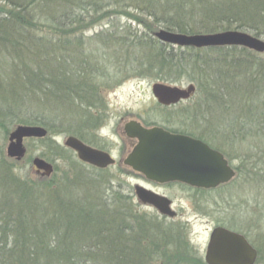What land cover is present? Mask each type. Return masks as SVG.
<instances>
[{
  "label": "trees",
  "instance_id": "1",
  "mask_svg": "<svg viewBox=\"0 0 264 264\" xmlns=\"http://www.w3.org/2000/svg\"><path fill=\"white\" fill-rule=\"evenodd\" d=\"M58 1L61 7L67 2L66 10L60 9V18L66 16L65 20L74 24L86 21L87 11L103 4L101 0H0V130L6 131L4 142L14 128L27 124L45 126L48 137L61 133L94 144L92 134L107 116L102 88H113L121 78H128L134 72L138 74L144 70L150 75L147 72L152 69L159 72L155 78L173 83L188 78L200 86L210 76L212 79L205 80L204 89L213 92L212 95L231 98L229 95L236 93L248 98L246 111L253 112L252 117L259 119L261 132L258 134L262 133L264 144V96L260 97L261 90L264 93V80L255 71L263 67L257 61L258 53L245 60L240 55L238 58L227 54L211 57L212 49L228 47L183 49L151 34H145L146 40L140 35L119 33L110 36L111 44L117 47L111 54L116 70L111 71L109 60H102L91 50L96 49L93 46L100 37H91L86 42L85 33H81L76 43L69 36L72 33H34L55 29L48 24L58 21L53 16L59 8ZM226 1L217 0L207 8L202 7L212 16L206 22L214 23L212 19L214 24L220 22L218 29L216 25L209 28L207 24L204 28L190 27L188 22L174 19L173 14L166 17L170 19L164 21V26L183 33L233 29L264 35V1L261 4L258 0ZM131 6L142 9L161 24L155 18L157 8L150 0L147 3L132 0ZM39 7L41 12L36 14L35 9ZM182 8V15L192 18L187 8ZM127 36L131 48H125L124 43L129 42L124 39ZM250 65L254 74H244L243 70ZM231 119L235 124L242 121L240 115L233 114ZM244 133L243 129L231 131L226 143L236 147L243 142L239 135L253 137L252 132ZM199 138L224 152L232 162L231 155L215 141L216 138L204 134ZM62 152L70 163H82L75 151V155H68L63 147ZM261 158L257 157V161H262ZM9 160L3 145L2 149L0 147V264H147L149 257L154 255L156 246L151 240L152 233L146 234L140 218L136 219L135 226L131 222L135 213L131 197L121 188L105 186L102 174L107 169L95 167L98 174L92 175L93 183L102 185L95 191H87L93 196L87 195L86 187L79 195L69 190L61 195L46 191L52 189L49 187L54 179L47 180L49 183L45 186L33 178L21 179L10 168ZM236 169L238 175L242 173L241 167ZM81 178L91 183L89 175ZM61 189L63 187L59 186V191Z\"/></svg>",
  "mask_w": 264,
  "mask_h": 264
},
{
  "label": "rangeland",
  "instance_id": "2",
  "mask_svg": "<svg viewBox=\"0 0 264 264\" xmlns=\"http://www.w3.org/2000/svg\"><path fill=\"white\" fill-rule=\"evenodd\" d=\"M137 1H141L142 3L145 1V3H147L149 0ZM150 1L153 2L157 8L158 14L155 18L161 22L160 25L159 23H156L154 18L150 17L142 9H137L135 6H131L132 0H125L124 3H121V0H112L114 3L109 0H101L100 2L103 4L99 8L93 6V8L97 10L91 9L90 11H87L88 13L86 15V21L74 24L69 20H65L66 16L60 18V9L65 11L67 2L64 1L61 7V3L58 1L59 3L56 6L59 8L58 10H55L56 12L53 15L58 19V21L56 23L52 21L50 24H48V27H53L55 29L40 30L34 33H72V35L69 36L76 43L79 42L78 35H81V33H85L86 42L89 41V38L91 37L95 36L97 39L100 37L97 40V44L93 46L96 49L91 50L94 51L93 53H96L99 58L101 57L102 60H109V68L112 69L111 71H115V59L111 54L113 52L112 49L116 50L117 47L116 45L113 47L111 44V42H113L110 38L112 34L119 35V33H131L135 34L136 36L140 35L146 40V35L150 36L151 34L157 38V32L161 31L162 29H166L164 26V21L170 19L166 18L169 17V14H173L172 17L174 19L188 22L187 25L190 27L198 26L204 28L207 24L209 28L216 25L215 28L218 29L217 25L220 22L214 24L215 21L213 19L211 22L214 23H209L208 21L206 22V20H209V18L212 16L207 15L206 11L202 10V7L207 8L213 5L217 0H193V2L192 0ZM221 1L227 2L226 0ZM263 1L264 0H258V3L261 4ZM258 5L259 4H257V6ZM182 6L184 9L187 8L188 14L190 16L192 14V18L182 15ZM41 7H43V5ZM41 7L35 9L36 14L37 12H41ZM48 9L50 10V8ZM183 14L185 15V13ZM174 19L173 21L175 23ZM43 21L46 22V19ZM59 26L61 29H57ZM128 26H131L130 29ZM108 27L110 28L107 29ZM166 30L183 33L170 29ZM246 32L255 35V33L249 30H246ZM202 33H214V31H206ZM102 34L105 35L104 38ZM128 37L129 36L124 39L129 41ZM259 37L264 39V35ZM54 38L58 39V36H55ZM124 45L126 46L125 48H131L132 46L130 41L128 43H124ZM172 45L183 47V49L192 47L178 44ZM211 47H228V49L225 50H219L217 48L212 49L209 53L211 57H218L220 55L225 56L224 54H227L228 56L232 55L236 56L237 58L241 56L242 59L245 60L247 58H253L258 53L259 59L257 58V61H260V65L263 67H259L260 69L258 70L255 68L254 69L260 75L259 77L264 80V52H260L244 45L210 46L201 48ZM257 66H259V64H257ZM244 70L243 73L246 75L254 74L251 65ZM143 72L145 73L144 70ZM143 72L138 74L134 72L132 76L125 79L121 78V80H119V77L118 80L120 82L115 84V87L102 88L101 94L106 102L104 107L107 116L102 121L103 123L101 124L100 128L97 129L94 134H92V138H94V144H96L98 139V141H100L106 147L112 145V148L116 149V155H118V159H120L122 151L121 148L125 147V144L123 143L119 134V127L122 125V122L134 119L144 122L146 125H158L165 128L184 127L189 131L194 132L198 136L204 134L206 136L216 138L215 141L226 148L228 153L231 155L232 165L234 167L239 166L242 169V173L237 175V177L230 184L222 186L219 189L213 191L190 192L181 188H173L172 190L161 189L162 192L165 191L171 198L175 200V207L173 206V208L179 211L183 210L189 217V220L193 223L191 226V233L194 234L193 238L195 241L190 238L192 237V234H190L189 227H187V229L184 228L183 225L179 224L180 222H171L172 228L174 227V224L172 223H175L176 227L178 228L179 224V229H181L182 240L176 237V241L174 242L171 239L169 240V238H167V240L163 239L162 230L153 228V236L151 240L152 243L155 242L154 244L156 249L154 250V255L149 257L147 264H198L196 260L198 256L197 251L198 249L202 250V252L206 250L209 241V233L213 227V225L206 219L194 220L196 212L199 211L203 212L205 216H208L209 211H216L218 213L215 212L214 215H222L223 217L227 216L231 218V223L239 225V227L243 229L242 232L246 233L249 236L251 242L260 250V258L258 259L257 264H264V144L262 143L263 138H261L262 133L258 134V132H261L259 131L258 126L259 119L252 117L253 115H251V113L253 114V112L250 113V111H246L245 105L249 104V100H247L248 98H243L239 95L237 96L236 93H232V95H229L230 93H228L231 98L228 96L224 97V95L219 97L212 95L213 92L204 89L205 80L212 79L210 76L204 79V82H201L199 86L198 82L192 81L188 78H184L180 82L173 83L155 78L154 76L159 74V72L156 70L151 69L148 71L147 73H150V75H146V73L144 75ZM159 82L178 85L181 87H187L189 84L194 83L196 85V91L190 98L183 99L184 101L180 104L164 108V106H162V104L157 100L153 92L154 84ZM209 82L207 84H209ZM263 96L264 93L261 90L260 97ZM251 102L253 103V101ZM259 110H262V108H259ZM233 114L237 115L238 117L240 115V119L242 121L237 124L231 123ZM217 118L218 121L216 120ZM215 121L217 122L215 123ZM233 127L236 130L243 129V131L245 133L248 132V134L252 132L253 137L239 135L240 140L243 142H239L236 147L229 145L226 142L230 137L229 133L235 130L232 129ZM219 132H221V134H217ZM5 134L6 131L3 129L0 130V147L2 149L4 145L5 156L10 159V168H12L14 173L18 174L21 179L24 178L30 180L33 178V181L38 180L37 183H40L43 186L49 183L47 180L54 179L51 184L52 187H49L52 189L46 191L51 190L50 192L54 191L55 194L56 192H60L61 195L65 190H69L74 195H79L82 193L83 187H86L87 192L95 191L99 189L98 186L102 185V183H93L95 181L92 177L97 176L98 174V172H96L97 170L95 169L96 166L93 167L91 164L85 162H82L80 165L70 163L67 159V156L63 154V147L66 148L68 155L69 153L74 154L72 148H69L65 145V140L68 137L67 135L60 133L50 137H48V135L44 138H27L25 139L27 153L22 159H18L8 155L7 150L10 142V136L6 142H4ZM261 143L262 148L258 147L257 149V145L260 146ZM37 157L44 158L53 164V172L50 174L37 172L34 165V160ZM257 157H262V161H257ZM259 167H261V169H259ZM99 169H107V171L102 174V176H104V184L106 187L113 185L115 189L121 188L120 190L124 194L130 195L132 191L130 186L134 185L137 180L135 176L132 175L126 168L119 165H113L109 168L107 167ZM82 175H89L92 179L90 181L91 183L84 181V179L81 178ZM56 180L57 182L55 183ZM59 186L63 187L61 191H59ZM87 193L86 194L90 196L94 195L90 194L89 192ZM131 202L136 206L138 201L136 198H134V201L132 200ZM141 207L139 205L135 207V214L143 213L146 215L147 212V216H150V219L152 220L155 215L154 210L147 206ZM216 208H218V210ZM201 220H203V223ZM174 229L177 233L178 230L176 228ZM182 232L184 233L185 237L182 235ZM185 233H187V237Z\"/></svg>",
  "mask_w": 264,
  "mask_h": 264
},
{
  "label": "water",
  "instance_id": "3",
  "mask_svg": "<svg viewBox=\"0 0 264 264\" xmlns=\"http://www.w3.org/2000/svg\"><path fill=\"white\" fill-rule=\"evenodd\" d=\"M157 37L168 43L192 47L244 45L264 52V39L243 30H226L214 33L185 34L162 29ZM196 91L194 83L187 87L168 83H155L153 92L158 101L165 105L176 104L190 98ZM126 132L139 139L133 153L125 160L148 178L159 182L182 181L199 188H216L231 182L237 170L220 150L207 142L184 134L172 133L161 126L147 127L141 121L131 120L125 125ZM48 129L42 125H18L10 135L8 155L22 159L27 153L25 139L48 136ZM65 145L74 149L81 160L99 168L117 163L109 152L85 143L71 135ZM37 172L50 174L53 164L37 157L34 160ZM139 198L153 204L164 214L174 216L172 201L154 191L137 186ZM208 264H256L259 252L248 238L225 227H218L208 245Z\"/></svg>",
  "mask_w": 264,
  "mask_h": 264
},
{
  "label": "flooded vegetation",
  "instance_id": "4",
  "mask_svg": "<svg viewBox=\"0 0 264 264\" xmlns=\"http://www.w3.org/2000/svg\"><path fill=\"white\" fill-rule=\"evenodd\" d=\"M183 101L184 100H181L178 103L172 104V105H163L162 104V106H164V108L172 107V106H176V105L180 104ZM128 121L129 120L122 122V125L119 127L120 128L119 134L121 136L123 143L125 144V147L121 148L122 151H121V158L120 159H118V157H117L118 155H116V149H113L112 145H110L109 147H106L100 141H98V139L96 141V144H91V145L96 147V148H99V149H102V150H105V151L111 153L113 156H115L117 158V164L116 165H119V166L126 168L132 175L135 176L137 182L134 185L130 186L132 191H131L129 196L131 197V200H133V201H134V198L137 199L138 202L136 203V206L137 205H139L140 207L141 206L142 207L147 206V207H150L154 210L155 215H154V218L152 220L150 219V216H147V212H146V215L143 213L142 214L141 213H139V214L133 213L131 216L132 224L135 226L136 225V219L140 218L143 221V223L147 229L146 234L152 233L153 228L154 229H161L163 232L162 233L163 239L167 240V238H169V240L171 239L174 242V241H176L175 238L177 237V238H180V240H182L181 229H179V227H180L179 224L183 225V227L186 229H187V227H189L190 234H192L191 233V226L193 223L189 220V217L185 214V212L183 210L179 211V210H176L173 208V206L175 207V205H174L175 200L173 198H171L169 196V194L166 193L165 191L162 192L161 189L172 190L173 188H181L184 190H188L190 192H192V191L206 192V191H213V190L219 189L220 187L225 186V185L218 186L217 188L207 189V188H198L196 186H193L189 183L182 182V181L159 182V181L152 180V179L148 178L143 172L138 171L137 169L134 168V166L132 164H127L125 161L128 158V156L133 153L135 147L139 143L138 138L132 137L126 132L125 125L127 124ZM142 123L144 124V122H142ZM144 125L147 126L146 124H144ZM148 127H150V126H148ZM165 129H167L168 131H170L172 133L184 134V135H188L191 137L199 138V136L196 135L194 132L189 131L187 128H184V127H181V128L180 127L179 128H165ZM116 165H114V166H116ZM138 185L144 186L145 188L150 189L159 195H162V196L169 198L172 201L171 206H172L173 210L176 211V214L174 216L169 215V214H164L155 205L146 204V203L142 202L140 200L138 194H137V186ZM136 206L133 205L134 210H135ZM216 209L218 210V208H216ZM215 212L216 211H212V212L209 211L208 216H205L203 214V212L199 211V212H196V216L194 217V220L206 219V220H208L209 223H211L213 225V227L211 228L210 233H209V241H208L206 250L204 252H202V250L198 249V251H197L198 256H197L196 260H197L198 264H208L207 260H206L208 245L210 243L213 232L218 227H225V228L232 230L234 232H237L239 234H243L251 242L249 236L246 233L242 232L243 229H241L239 227V225H235V223H231V218H229L227 216L223 217L222 215H214ZM216 213H218V212H216ZM172 221L180 222L178 224V228L176 227L175 223H172V224H174V227L172 228V226H171ZM201 222L203 223V220H201ZM163 226L167 229H165ZM174 228H176L178 230L177 233H176ZM173 232L176 234H174ZM182 235L184 236L183 232H182ZM185 235L187 237V233H185ZM193 236H194V234H192V237H190V238L193 241H195ZM187 239H189V238H187ZM255 248L259 251V249L256 246H255Z\"/></svg>",
  "mask_w": 264,
  "mask_h": 264
}]
</instances>
